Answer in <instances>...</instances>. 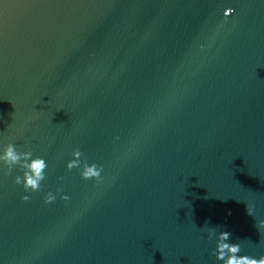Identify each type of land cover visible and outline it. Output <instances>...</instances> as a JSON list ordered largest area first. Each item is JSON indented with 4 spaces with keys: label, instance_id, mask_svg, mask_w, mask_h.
Returning a JSON list of instances; mask_svg holds the SVG:
<instances>
[{
    "label": "water",
    "instance_id": "obj_1",
    "mask_svg": "<svg viewBox=\"0 0 264 264\" xmlns=\"http://www.w3.org/2000/svg\"><path fill=\"white\" fill-rule=\"evenodd\" d=\"M9 143L48 167L26 193L0 162V264L264 256V0H0Z\"/></svg>",
    "mask_w": 264,
    "mask_h": 264
},
{
    "label": "clouds",
    "instance_id": "obj_2",
    "mask_svg": "<svg viewBox=\"0 0 264 264\" xmlns=\"http://www.w3.org/2000/svg\"><path fill=\"white\" fill-rule=\"evenodd\" d=\"M233 11V9L229 8L224 12V17L227 18ZM72 155L73 159L67 164L69 171L80 168L83 180H93L97 185L103 183V168L101 166L97 164L89 165L86 161H82V153L79 150L74 151ZM0 162L7 168L5 175H10L14 168H19L22 175L15 177L14 184L17 186L22 185L24 192L34 193L42 190L41 182L45 180V170L48 167L43 158H33L31 150L20 152L14 144L9 143L4 149L3 154L0 155ZM62 191L61 188L57 189L58 193ZM29 199V195L22 197L24 202H27ZM61 199L68 202L70 197L63 195ZM55 200L56 196L49 192L44 199V203L51 204ZM246 211L249 216H253L252 206H247ZM256 227L258 230L264 229V221H260ZM214 234V230H210L208 239L211 240ZM230 236L231 234L227 231L221 232L218 236L215 252L218 261H222L223 264H264V256L257 259L248 255H239L242 251L241 245L238 243H228L227 241L230 239Z\"/></svg>",
    "mask_w": 264,
    "mask_h": 264
}]
</instances>
